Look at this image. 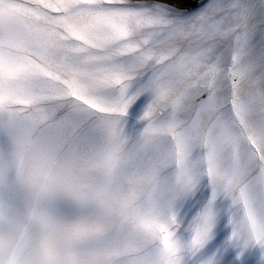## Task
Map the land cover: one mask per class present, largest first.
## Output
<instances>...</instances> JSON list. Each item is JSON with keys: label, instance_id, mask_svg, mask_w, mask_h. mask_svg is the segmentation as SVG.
I'll list each match as a JSON object with an SVG mask.
<instances>
[{"label": "snow or ice", "instance_id": "obj_1", "mask_svg": "<svg viewBox=\"0 0 264 264\" xmlns=\"http://www.w3.org/2000/svg\"><path fill=\"white\" fill-rule=\"evenodd\" d=\"M0 264H264V0H0Z\"/></svg>", "mask_w": 264, "mask_h": 264}]
</instances>
